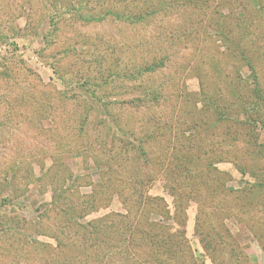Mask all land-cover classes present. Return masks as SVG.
Instances as JSON below:
<instances>
[{
    "label": "rangeland",
    "instance_id": "rangeland-1",
    "mask_svg": "<svg viewBox=\"0 0 264 264\" xmlns=\"http://www.w3.org/2000/svg\"><path fill=\"white\" fill-rule=\"evenodd\" d=\"M230 1L0 0V264H264V0Z\"/></svg>",
    "mask_w": 264,
    "mask_h": 264
},
{
    "label": "trees",
    "instance_id": "trees-1",
    "mask_svg": "<svg viewBox=\"0 0 264 264\" xmlns=\"http://www.w3.org/2000/svg\"><path fill=\"white\" fill-rule=\"evenodd\" d=\"M194 1V0H192ZM227 1V0H226ZM230 1V0H228ZM198 4L195 5V8L198 9V12H200L202 14V16L206 17V15H208V12H210V9L207 7V5L205 3L206 0H197ZM230 4L232 6H234V3L230 1ZM232 12V10H230ZM222 15L219 14V17H221ZM210 17V16H209ZM78 19H84L85 21H89L90 20V16L87 18H83L80 16V14L78 13ZM94 20V19H93ZM219 20V19H218ZM221 24V23H220ZM218 25V23L216 22L215 26L216 29L219 31L220 34H224L225 32V24L222 23L221 25ZM244 61H247L246 65L249 66V74H247L249 76V85L252 86V91L250 92V96L248 98H242V97H238V95H235L236 98V102H238V105L241 104V108H244V112L246 115V118H248V120H246L247 124H250L251 122H254L256 120H260V117L262 116V111L261 109L263 108L262 106H264V93L263 90H261L259 88V83H258V78L256 75V67L254 65V63L252 62V59H243ZM236 102L234 104H236ZM261 188H264V183H262ZM260 188V189H261ZM61 197L59 195H57L55 197V199L53 200L54 202V206H57L59 203H63L65 201V199L60 200ZM92 202V199H88L84 205L87 207L90 205V203ZM83 206V205H82ZM68 217L71 218V214L68 212ZM156 258V255H155ZM162 259V258H161Z\"/></svg>",
    "mask_w": 264,
    "mask_h": 264
}]
</instances>
